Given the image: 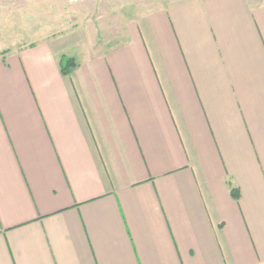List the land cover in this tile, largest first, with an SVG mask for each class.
Listing matches in <instances>:
<instances>
[{
    "label": "crops",
    "instance_id": "obj_1",
    "mask_svg": "<svg viewBox=\"0 0 264 264\" xmlns=\"http://www.w3.org/2000/svg\"><path fill=\"white\" fill-rule=\"evenodd\" d=\"M147 12L0 56V264H264V1Z\"/></svg>",
    "mask_w": 264,
    "mask_h": 264
},
{
    "label": "rangeland",
    "instance_id": "obj_2",
    "mask_svg": "<svg viewBox=\"0 0 264 264\" xmlns=\"http://www.w3.org/2000/svg\"><path fill=\"white\" fill-rule=\"evenodd\" d=\"M171 1L0 0V56L47 41L59 56L82 61L100 45H114L139 15Z\"/></svg>",
    "mask_w": 264,
    "mask_h": 264
},
{
    "label": "trees",
    "instance_id": "obj_3",
    "mask_svg": "<svg viewBox=\"0 0 264 264\" xmlns=\"http://www.w3.org/2000/svg\"><path fill=\"white\" fill-rule=\"evenodd\" d=\"M60 71L63 75H70L72 71L78 66L75 58L62 55L59 59ZM231 195L235 199L240 197V190L237 187H231Z\"/></svg>",
    "mask_w": 264,
    "mask_h": 264
}]
</instances>
